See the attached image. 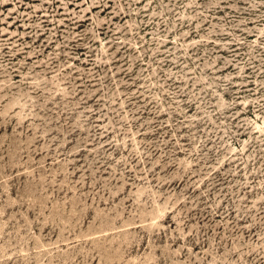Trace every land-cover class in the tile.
Returning <instances> with one entry per match:
<instances>
[{
	"label": "rangeland",
	"instance_id": "obj_1",
	"mask_svg": "<svg viewBox=\"0 0 264 264\" xmlns=\"http://www.w3.org/2000/svg\"><path fill=\"white\" fill-rule=\"evenodd\" d=\"M0 264H264V0H0Z\"/></svg>",
	"mask_w": 264,
	"mask_h": 264
}]
</instances>
